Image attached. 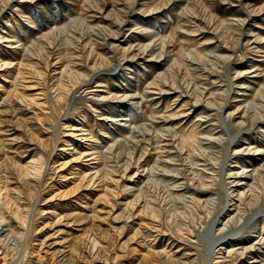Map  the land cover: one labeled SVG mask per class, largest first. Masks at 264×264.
I'll return each mask as SVG.
<instances>
[{"label":"rangeland","instance_id":"1","mask_svg":"<svg viewBox=\"0 0 264 264\" xmlns=\"http://www.w3.org/2000/svg\"><path fill=\"white\" fill-rule=\"evenodd\" d=\"M0 264H264V0H0Z\"/></svg>","mask_w":264,"mask_h":264}]
</instances>
